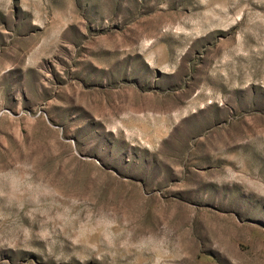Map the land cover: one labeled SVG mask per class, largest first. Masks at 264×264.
Segmentation results:
<instances>
[{
	"label": "rangeland",
	"instance_id": "obj_1",
	"mask_svg": "<svg viewBox=\"0 0 264 264\" xmlns=\"http://www.w3.org/2000/svg\"><path fill=\"white\" fill-rule=\"evenodd\" d=\"M0 264H264V0H0Z\"/></svg>",
	"mask_w": 264,
	"mask_h": 264
}]
</instances>
